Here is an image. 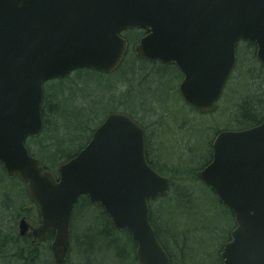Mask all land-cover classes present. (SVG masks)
<instances>
[{"label": "water", "instance_id": "95a60500", "mask_svg": "<svg viewBox=\"0 0 264 264\" xmlns=\"http://www.w3.org/2000/svg\"><path fill=\"white\" fill-rule=\"evenodd\" d=\"M134 29L148 32L137 58L174 65L185 103L201 115L217 111L241 42L257 46L264 66V0H0V164L27 184L39 210L40 225L23 217L19 235L45 242L54 234L56 264L68 259L81 197L130 232L139 264H171L149 206L167 196L171 180L148 163L145 130L132 117L108 116L58 178L26 146L43 130L45 83L78 70L116 72L127 52L120 34ZM213 153L198 177L236 221L221 260L264 264V122L220 133Z\"/></svg>", "mask_w": 264, "mask_h": 264}, {"label": "trees", "instance_id": "16d2710c", "mask_svg": "<svg viewBox=\"0 0 264 264\" xmlns=\"http://www.w3.org/2000/svg\"><path fill=\"white\" fill-rule=\"evenodd\" d=\"M133 33H135L133 39V46H135L144 36V33L141 30H134ZM249 46L250 48L248 54L249 57H251L248 65L251 66V78L248 81L247 89L244 90V92L236 93L230 102H226L225 100V104L229 105L228 111L230 123H233L231 124L232 127H237V129L240 130H245L255 125L257 126L264 121V85L263 87L261 86V83H264V81H261L264 80V77L261 75V73L264 75V67L255 56V47L253 45ZM239 54L240 52L238 53L236 70H238L240 64ZM133 60L138 61L131 51L121 68L112 75H102L92 71L82 70L76 72L75 77L77 75L81 76L84 72L105 77L109 79V82L107 83L111 85H109V89L112 91L115 88L116 83L112 86L110 83L111 80H113L116 76L122 75L124 77L122 80H124L125 77L129 78V92L130 95H132L133 79L138 76L136 75V71H139V69H136L134 66L130 72H126V69L129 62ZM149 65L154 67L155 65L160 64ZM165 67L172 68V66ZM142 70L146 72L145 69L142 68ZM178 76L181 80L182 75L180 72L178 73ZM71 77L72 75L64 80H57L46 84L45 100L43 105L44 130L38 138L29 139L27 141V147L31 155L40 161V165L42 167L51 171L57 177L59 176L58 167L76 157L78 153L86 147L91 140L94 131L104 122L107 116L113 112L118 113L123 105V103L118 99V106L113 112L105 111L101 114L99 111L103 101L101 96V86L103 84H100L101 81H89L88 84H93L91 87H94L95 90L87 93L84 90L85 88L82 87L85 82L80 78L73 81ZM75 77L73 76V78ZM88 84L86 83L85 86H89ZM50 85H52V87ZM249 86H251L253 93L244 96L243 94L247 93ZM228 87L229 86L227 84L222 96V102L226 98ZM177 93L179 94V90ZM108 95H110L111 98L113 96L112 92ZM222 105H224V102L223 104L221 103V106ZM185 106L188 107L186 104ZM227 107H225V110H227ZM87 108H92V110L89 109L86 111ZM188 109L193 114L196 113L189 107ZM221 110L222 109H220V111ZM196 114L198 115V113ZM128 115H130L133 119H136L132 116L133 114ZM61 119L63 122L67 121L68 123L66 132L74 133L71 139L65 140L61 138L65 129L58 126L56 122V120ZM194 123L195 120L189 118V120H186L184 123L178 125V132L180 131L179 133L183 134V136L185 133L189 138H192L193 135L191 133H194L196 130ZM140 124H142L146 130L147 158L149 164L159 174L168 177L172 183L171 189L165 198H161L156 202L150 203V220L160 243L169 254L172 264H177L175 261L177 257L174 255L175 249H173V246L168 243L169 240L173 243L175 242L173 236V238L168 236V224L166 219L174 220L175 217L179 216L182 219L189 220L190 217L193 216L195 212L193 213L191 204L193 201L195 202V200H197L196 192L199 189L197 186L210 190L220 203V206L225 210H228L222 205L214 192L197 176L200 170L211 163L213 158L212 143L215 136L220 133L221 130H213V138H207L209 137V131L212 130V127H206L204 135L208 139H206V141H208L209 144L206 142L202 148L203 151L206 149L205 152H207L208 156L205 157L201 164H198V162L204 157L201 154V151H199V157L202 156L201 158L198 157L199 161L185 165L184 160H182L180 156H178L175 162V160L173 161L175 156H168L166 153H163L162 150L161 152L158 149L155 151L152 148L150 136L147 134V128L142 122H140ZM168 135L171 136L169 133ZM194 139L195 141L197 140L195 137ZM155 141L157 143L158 138L155 139ZM190 141L191 139L188 140V142ZM207 144L209 145L208 147ZM179 145H181V143ZM202 148L200 150H202ZM169 149L172 148H168V150ZM185 149L188 152L190 151V154L198 152L197 148L192 149L190 146H187V148L185 146ZM72 150H76V152H72ZM181 152V148L178 147L177 154H180ZM185 152H182L180 155H185ZM0 210L4 212L0 213V217L3 218V220H0V264H56L50 245L53 235L46 243L34 245L29 237H21L18 235L17 224H15L16 220H14L13 223H10L9 217L14 214L17 215L16 218L18 219L21 217H27L33 225H37L40 220L37 207L29 198L27 185L23 183L19 177L9 179L1 164ZM172 211H175L176 214H173ZM228 211L231 213L232 220L235 223L234 215L230 210ZM89 216H93L91 221L88 219ZM235 227L236 223L234 224L233 229H235ZM80 228H84V230L81 231ZM71 234L72 247L69 257L64 264H70L69 258L72 254L76 256V260H79V264H87V256L90 254H96V251L99 252V250H97L99 244H101L102 247L104 246L106 251H109L110 253L112 252L116 258L120 259L123 257L131 260L133 264H139L136 257L137 247L132 241L131 234L129 232H119L115 230L110 217L104 209L92 204L87 197H81L75 207L71 220ZM229 241L230 240H228V242ZM178 261L179 264H184L183 259H179ZM198 261L203 263L201 258Z\"/></svg>", "mask_w": 264, "mask_h": 264}, {"label": "rangeland", "instance_id": "374dc122", "mask_svg": "<svg viewBox=\"0 0 264 264\" xmlns=\"http://www.w3.org/2000/svg\"><path fill=\"white\" fill-rule=\"evenodd\" d=\"M134 34L135 33H133V39ZM247 48L248 47L244 45L240 48L239 68L234 71L232 79H230L231 82L229 81L230 83H228L229 87L227 89L226 98L223 101L224 105L221 106V103L223 104L221 99L218 111L212 115H215L214 117L201 116L196 113L193 114L188 107L185 106L180 95L177 93L180 86V79L178 76L179 72L174 67L168 68L162 65L151 67L146 62H140L137 60L130 61L129 65H127L126 72H130L131 69H133V66L136 67V69H139V71H136V75L138 76L133 79V84L131 83L133 85L132 95H130L129 92V78L125 77V79L122 80V78H124L122 75L116 76L111 80L110 83L112 86L116 83L115 88L112 91L109 89L110 84L107 83L109 82V79L105 77L84 72L81 76L77 75L76 77V73H74L71 78L73 81L78 78L82 79L85 82L82 87L85 88L84 90L87 93L95 90L94 87H91L93 84H88L89 81H101L100 84H103L101 86V96L103 101L102 106L99 108L100 113L103 114L105 111L113 112L118 106L117 100L119 99V101L123 103L119 113L133 114L132 116L136 118V121H140L144 124L147 128V134L150 136L152 148L155 151L158 149L160 152L162 150V152L166 153L168 156H175L173 159L175 162L178 156H180V158L184 160L185 165L198 162L199 158L202 157H199V151H201V154L204 156L203 159L198 162V164H201L205 157L208 156L207 152H205L206 149L203 151L202 147L206 142L208 143V141H206L207 138H213V130H240L237 129V127H232L231 124L233 123H230L228 111L229 105L225 104V100L226 102H230L236 93L244 92V90L247 89L248 81L251 78V66L248 65L251 56L249 57V54L247 53L248 51H246ZM138 67H142L146 72ZM261 75L264 77L262 73ZM73 76L75 78H73ZM86 83L89 86L86 87ZM263 85L264 83L262 82L261 86L263 87ZM50 86L52 87V85ZM111 92L113 95L112 98L108 95ZM251 93H253V90L251 86H249L247 93H244L243 95L245 96ZM225 107H227V110H225ZM89 109L92 110V108H87L86 111ZM220 109L222 110L220 111ZM189 118L195 120L194 125L196 126L194 133H191L193 135L192 138H189L185 133L183 136V134L179 133L180 131L178 132V125L189 120ZM56 122L58 126L65 129L61 138L65 140L71 139L74 133L66 132L68 127L67 121L63 122L61 119L56 120ZM208 126L212 127V130L209 131V137L206 138L204 133L205 128ZM167 132L171 134V136L168 135ZM194 137L197 139L196 141ZM157 138L158 141L156 143L155 139ZM189 139H191L190 142H188ZM180 143L181 145H179ZM208 144L207 147L209 146ZM185 146L186 148L187 146H190L192 149L197 148L198 152L190 154V151L188 152L185 149ZM178 147L181 148L182 152L186 151L187 153L185 152V155L183 156L180 155L182 152L177 154ZM168 148L172 149L168 150ZM201 148L202 150H200ZM72 152H76V150H72ZM197 188H199L196 192L197 200H195V202L193 201L191 204L192 211L193 213L195 212L193 216H191L189 220L182 219L179 216L175 217L174 220L166 219L168 224V236L171 238L174 237L173 239L175 242L173 243L169 240L168 243L173 246V249H175L174 255L177 257L175 259L177 264H179V259H183L184 264H222L221 252L228 244V240H230L234 231L233 228L235 223L232 220L231 213L220 206V203L210 190L200 188L199 186H197ZM0 213L4 212L0 210ZM172 213L176 214L175 211H172ZM16 216V214L10 216L9 221L10 223H13L14 220H16L15 224H17L18 227L20 220L16 218ZM92 217L93 216H89L88 219L91 221L93 219ZM0 220H3V218L0 217ZM80 229L81 231L84 230V228ZM97 250H99V252L96 251V254H90L87 256V264H133L131 260L123 257L120 259L116 258L112 252L110 253L109 251H106L101 244L98 245ZM75 257L74 254L70 255V264H79V260H76ZM200 258L203 260V263L198 261Z\"/></svg>", "mask_w": 264, "mask_h": 264}, {"label": "flooded vegetation", "instance_id": "af4514ba", "mask_svg": "<svg viewBox=\"0 0 264 264\" xmlns=\"http://www.w3.org/2000/svg\"><path fill=\"white\" fill-rule=\"evenodd\" d=\"M143 33H144V36H146L147 34H148V32L147 31H143ZM121 38H123L126 42H127V52H126V55H125V58H124V61L126 60V58H127V56H128V54H129V52H133V50H134V47H133V30H127V31H124V32H122L121 34ZM143 36V37H144ZM141 40V39H140ZM140 40L138 41V43L140 42ZM137 43V44H138ZM242 45H244V46H247L248 48H247V50L246 51H249V48H250V46L249 45H253L254 47H255V56H256V58H257V46L254 44V43H252V42H246V43H240L238 46H237V61H238V53L240 52V48L242 47ZM248 53V52H247ZM247 55V54H246ZM258 59V58H257ZM124 61H123V63H124ZM259 61V60H258ZM261 64V63H260ZM262 65V64H261ZM183 77V76H182ZM232 77V76H231ZM182 80H183V78H182ZM45 86H46V84L44 85V100H45ZM43 123H44V116H43ZM43 128H44V125H43ZM44 130V129H43ZM42 133H43V131H42ZM31 239V238H30ZM34 238H32L31 239V242L32 243H34Z\"/></svg>", "mask_w": 264, "mask_h": 264}]
</instances>
